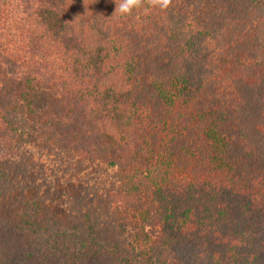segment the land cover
I'll use <instances>...</instances> for the list:
<instances>
[{
	"label": "trees",
	"instance_id": "trees-1",
	"mask_svg": "<svg viewBox=\"0 0 264 264\" xmlns=\"http://www.w3.org/2000/svg\"><path fill=\"white\" fill-rule=\"evenodd\" d=\"M0 0V264H264V0Z\"/></svg>",
	"mask_w": 264,
	"mask_h": 264
},
{
	"label": "clouds",
	"instance_id": "clouds-1",
	"mask_svg": "<svg viewBox=\"0 0 264 264\" xmlns=\"http://www.w3.org/2000/svg\"><path fill=\"white\" fill-rule=\"evenodd\" d=\"M115 9L114 13L120 15H130L133 10L142 6L143 0H114ZM172 0H148V4L151 7H158L161 9H167Z\"/></svg>",
	"mask_w": 264,
	"mask_h": 264
}]
</instances>
